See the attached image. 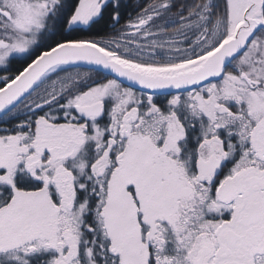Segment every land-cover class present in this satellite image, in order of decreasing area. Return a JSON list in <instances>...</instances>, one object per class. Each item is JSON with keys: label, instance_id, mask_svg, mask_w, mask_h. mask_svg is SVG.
I'll return each mask as SVG.
<instances>
[{"label": "snow or ice", "instance_id": "snow-or-ice-1", "mask_svg": "<svg viewBox=\"0 0 264 264\" xmlns=\"http://www.w3.org/2000/svg\"><path fill=\"white\" fill-rule=\"evenodd\" d=\"M0 264H264V0H0Z\"/></svg>", "mask_w": 264, "mask_h": 264}, {"label": "trees", "instance_id": "trees-1", "mask_svg": "<svg viewBox=\"0 0 264 264\" xmlns=\"http://www.w3.org/2000/svg\"><path fill=\"white\" fill-rule=\"evenodd\" d=\"M104 23V21H101V25Z\"/></svg>", "mask_w": 264, "mask_h": 264}]
</instances>
